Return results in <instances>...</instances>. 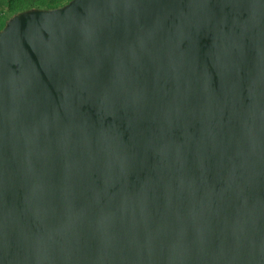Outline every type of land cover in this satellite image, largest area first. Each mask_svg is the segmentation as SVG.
I'll use <instances>...</instances> for the list:
<instances>
[{"label": "water", "instance_id": "obj_1", "mask_svg": "<svg viewBox=\"0 0 264 264\" xmlns=\"http://www.w3.org/2000/svg\"><path fill=\"white\" fill-rule=\"evenodd\" d=\"M0 264H264V0L10 15Z\"/></svg>", "mask_w": 264, "mask_h": 264}, {"label": "trees", "instance_id": "obj_2", "mask_svg": "<svg viewBox=\"0 0 264 264\" xmlns=\"http://www.w3.org/2000/svg\"><path fill=\"white\" fill-rule=\"evenodd\" d=\"M68 0H0V29L5 25L7 18L20 9L32 6L51 7Z\"/></svg>", "mask_w": 264, "mask_h": 264}]
</instances>
